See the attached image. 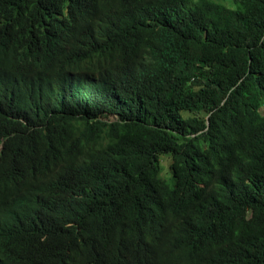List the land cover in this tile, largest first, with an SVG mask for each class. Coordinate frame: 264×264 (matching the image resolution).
<instances>
[{
    "label": "trees",
    "instance_id": "16d2710c",
    "mask_svg": "<svg viewBox=\"0 0 264 264\" xmlns=\"http://www.w3.org/2000/svg\"><path fill=\"white\" fill-rule=\"evenodd\" d=\"M88 1L96 20L80 0H15L0 30L11 77L36 72L55 26L69 36L77 24L81 56L65 57L62 36L40 72L68 87L111 73L77 129L49 132L45 177L0 221V264H264V0ZM96 26L127 33L121 47L94 50ZM21 27L36 30L27 42ZM26 167L3 147L0 186L33 177Z\"/></svg>",
    "mask_w": 264,
    "mask_h": 264
},
{
    "label": "clouds",
    "instance_id": "9594fccd",
    "mask_svg": "<svg viewBox=\"0 0 264 264\" xmlns=\"http://www.w3.org/2000/svg\"><path fill=\"white\" fill-rule=\"evenodd\" d=\"M84 4V16L96 20L101 13L91 6L88 0H80ZM15 0L4 5L0 10V30L4 29L12 16L16 13ZM36 30L29 31L21 27V33L17 41H29ZM71 35L65 36L56 26L51 30L50 39L46 45L41 43L37 48L35 58L36 72L30 75L21 74L20 78L11 77L5 67L3 56L0 55V66L7 70L4 85L0 89V152L3 147L9 151L20 154L27 163V169L33 172V177L20 176L17 183L4 181L0 191H11L7 200L0 205V221L6 225L7 217L17 209L19 195L26 188H33L35 180L45 177L47 169L42 166L53 156V150L49 145V132L59 137H67L70 129H77L80 115L78 108L91 102L96 95L95 86L102 79L109 82L111 73L108 70L91 73L76 74L73 78L74 87H68V80H59L54 74L41 73L44 61L55 55L62 38L65 57L81 56V44L83 43V27L75 25ZM127 33H112L108 28L99 26L90 28L86 38L93 49H104L107 46L121 47L115 44L126 37ZM117 75L121 80V75ZM59 75H61L59 71ZM0 81V83L3 81ZM84 90L80 95L79 89ZM103 122L118 121V116L104 113L98 118ZM39 146V147H38ZM5 176L0 170V179ZM119 257L124 256L123 254ZM124 262V261H123Z\"/></svg>",
    "mask_w": 264,
    "mask_h": 264
},
{
    "label": "rangeland",
    "instance_id": "374dc122",
    "mask_svg": "<svg viewBox=\"0 0 264 264\" xmlns=\"http://www.w3.org/2000/svg\"><path fill=\"white\" fill-rule=\"evenodd\" d=\"M214 1H216V2H219V3H224V2H226V0H214ZM227 3H228V5H229V1H227ZM163 173H162V177L163 178H165V177H168L169 175H168V173H167V171L169 170V168H168V158L165 156L164 158H163Z\"/></svg>",
    "mask_w": 264,
    "mask_h": 264
}]
</instances>
